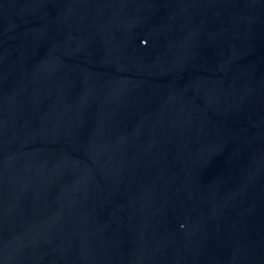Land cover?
I'll use <instances>...</instances> for the list:
<instances>
[{"label":"water","instance_id":"obj_1","mask_svg":"<svg viewBox=\"0 0 264 264\" xmlns=\"http://www.w3.org/2000/svg\"><path fill=\"white\" fill-rule=\"evenodd\" d=\"M0 264H264V0H0Z\"/></svg>","mask_w":264,"mask_h":264}]
</instances>
